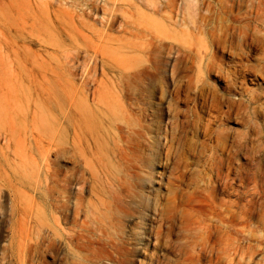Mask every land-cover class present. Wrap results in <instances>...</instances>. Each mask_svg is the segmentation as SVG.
Returning a JSON list of instances; mask_svg holds the SVG:
<instances>
[{"label": "rangeland", "instance_id": "rangeland-1", "mask_svg": "<svg viewBox=\"0 0 264 264\" xmlns=\"http://www.w3.org/2000/svg\"><path fill=\"white\" fill-rule=\"evenodd\" d=\"M237 3V9L243 13L251 10L252 0ZM261 3L264 0H257L256 10L259 6L260 14L256 16L255 43L250 47V56H238L237 34L232 55L222 56V67L204 72L199 82L197 58L192 54L170 53L166 47L159 53L161 72L151 69L142 76L125 77L122 91L135 110L145 116L143 124L147 129H141V137L126 136L133 146L130 157L133 167L129 170L134 186L121 192V226L113 231L108 224H101L103 232L93 231L88 213H81L75 220L73 213H66L67 219L62 210L61 232L56 231L53 219L55 182L64 184L69 176L79 175L76 152L69 144L54 145L48 162L50 178L41 172L29 179L17 171L20 158L16 151L41 161V153L49 146L39 147L35 141L45 133L44 129H38L40 118L65 125V112L79 98L75 91L95 88L94 78L101 79L105 70L102 60L92 48L88 49L91 42L87 36L129 38L130 34L120 30L129 27L127 12L132 10V0H0V105L10 109L0 113V122L10 120L1 124L14 128L19 138L10 141L0 132V264H23L16 256L19 245L25 240L33 242L31 238L48 244L47 235L57 237L53 252L46 247L33 251L26 255L24 264H94L89 261L94 248L85 244L87 238L99 244L103 238L116 245V262L104 260L98 264H213L210 253L203 252L201 259L197 257L192 214L185 204L190 194L205 189L210 179L211 145L221 137L233 145L240 168L248 170L249 194L258 190L259 181L264 189V4ZM117 66L114 59L104 64L110 72ZM197 87L203 88L217 104L236 99L237 110L222 113L206 130L208 108L197 94ZM79 118V114H74L76 121ZM201 122L204 127L200 129ZM159 126L163 128L161 137L156 132ZM67 141H74V136L69 134ZM153 147L160 156L150 168ZM179 173L183 177L179 178ZM71 187L75 192L78 186ZM20 190L30 201L21 198ZM83 194L84 208L88 211L90 185ZM67 198L68 195L63 200ZM38 204L46 215L41 237L37 234ZM59 205L62 208L63 202ZM160 223L159 236L151 233L150 241L139 242L143 232H151ZM251 230L243 258L237 254L228 257V253L219 250L214 255L215 264H229L231 258V264H264V229ZM70 239L74 251L67 245Z\"/></svg>", "mask_w": 264, "mask_h": 264}, {"label": "bare ground", "instance_id": "bare-ground-1", "mask_svg": "<svg viewBox=\"0 0 264 264\" xmlns=\"http://www.w3.org/2000/svg\"><path fill=\"white\" fill-rule=\"evenodd\" d=\"M263 4L261 3L262 6ZM237 5V0H181V3L180 0H167L166 3L162 0H132V10L127 12L130 18L129 27L120 30L130 34L129 38L116 39L101 34L93 38L87 36L91 42L88 49L92 48L103 62L105 71L101 73L102 78H94L93 81H97L94 89L85 87L75 91L74 95L79 94V98L74 100L65 112V125L59 122L52 124L40 118L38 129L41 131L44 129L45 133L43 136L40 134L35 141L39 147L42 144L49 146L41 153V161L38 162L36 157H28L16 151L20 158L17 171H21L29 179H34L35 175L41 172L46 178H50L51 166L48 162L54 145L58 147L69 144L76 152L75 157L81 168L79 175L69 176L64 180V184L58 182L59 180L55 182L57 194L54 193L53 198V219L56 231H63L62 210L67 219L66 213H73L75 220L81 213H88L93 231L103 232L101 224H108L113 231L121 226V192L129 189V186H134L130 181L129 170L133 167L130 163L133 146L126 136L136 134L141 137L143 135L141 129H147L143 124L145 116L135 110L122 91L125 77L142 76L151 69L161 72L159 53L166 47L170 53L192 54L197 58L199 82L204 72L208 73L214 67L217 69L222 67V56L230 53L232 55L237 34L240 43L238 56L241 58L250 56V47L255 43L259 6L256 10L257 0H252L251 10L243 13L240 8L237 9ZM109 59H114L118 63L112 72L104 68ZM197 89V94L202 98L206 109L208 108L206 130H209L210 123L222 113L231 114L237 110L236 99L225 104H217L203 88ZM8 110L10 109L6 106L0 105V113H6ZM74 114L80 115L79 121L74 119ZM197 119L201 120V117L197 116ZM5 121L10 122L8 119L1 120V134L9 137L10 141L13 138L15 141L19 140L14 128L1 124ZM157 123L159 124V121ZM60 124L62 127H58ZM203 127L201 122L199 128ZM162 129L161 126L156 128L159 137ZM69 134L74 136V141H67ZM159 156L160 152L153 147L150 168L155 165ZM236 158L237 153L233 145L224 138H219L211 145L208 159L210 179L205 189L190 194L185 204L192 214L197 257L201 259L203 252L210 253V262L213 264L216 263L214 255L219 250L228 253V257L237 254L243 258L245 241H248L251 229H264V189L262 186L260 188L261 181L260 184L257 182L258 190L249 194L248 170L244 166L240 168L235 161ZM178 177H183V173H179ZM89 185L91 199L88 211H85L83 193ZM71 186H78L77 190L74 192ZM19 193L21 198L30 199L23 191L20 190ZM66 195L67 200H63ZM60 201L63 202L62 208L59 205ZM37 207V234L41 237L40 231L46 225V215L40 204ZM157 207L158 197L155 198V211ZM151 233L159 236L161 223L151 232H143L142 237L138 239L139 242L145 244L150 241ZM46 237L48 244L44 240L34 241L35 238L30 239L33 242L23 241L16 254L19 262L24 264L27 254L39 252L45 247L52 253L57 237L48 235ZM100 239L103 241L101 244L87 238L85 244L94 248L89 261L94 264L102 263L104 260L116 262L115 243ZM11 245L12 241L9 246ZM67 245L70 248L73 246L72 239L68 240ZM7 247L6 245L4 249ZM71 250L74 251L72 248ZM231 261L232 258L229 264Z\"/></svg>", "mask_w": 264, "mask_h": 264}]
</instances>
